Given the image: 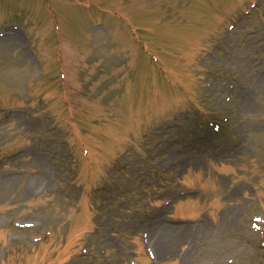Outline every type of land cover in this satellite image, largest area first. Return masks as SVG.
I'll use <instances>...</instances> for the list:
<instances>
[{
	"label": "rangeland",
	"instance_id": "rangeland-1",
	"mask_svg": "<svg viewBox=\"0 0 264 264\" xmlns=\"http://www.w3.org/2000/svg\"><path fill=\"white\" fill-rule=\"evenodd\" d=\"M0 264H264V0H0Z\"/></svg>",
	"mask_w": 264,
	"mask_h": 264
}]
</instances>
